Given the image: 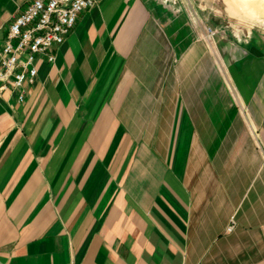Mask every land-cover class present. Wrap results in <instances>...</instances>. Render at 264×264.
<instances>
[{"label": "crops", "instance_id": "0c3cea01", "mask_svg": "<svg viewBox=\"0 0 264 264\" xmlns=\"http://www.w3.org/2000/svg\"><path fill=\"white\" fill-rule=\"evenodd\" d=\"M208 42L239 104L168 0H95L0 88V264H264V51Z\"/></svg>", "mask_w": 264, "mask_h": 264}, {"label": "built area", "instance_id": "2783aa9c", "mask_svg": "<svg viewBox=\"0 0 264 264\" xmlns=\"http://www.w3.org/2000/svg\"><path fill=\"white\" fill-rule=\"evenodd\" d=\"M94 2L30 0L10 21L4 44L0 47V88L10 83L17 93V100L23 101L26 84L32 83L37 73V55L53 62L54 46L63 42L79 13ZM232 226L231 223L227 229L231 230Z\"/></svg>", "mask_w": 264, "mask_h": 264}, {"label": "rangeland", "instance_id": "374dc122", "mask_svg": "<svg viewBox=\"0 0 264 264\" xmlns=\"http://www.w3.org/2000/svg\"><path fill=\"white\" fill-rule=\"evenodd\" d=\"M164 1V0H163ZM171 14L177 15L181 11L188 14L191 30L195 38L204 41L205 49L209 53L206 67L211 68L210 77L200 76L201 83L214 84L216 81L211 73H216L224 88L230 93L232 103L239 104L238 90L236 88V75L231 69L221 63L211 41L213 34H222L227 42L238 51V60L245 59L249 47H257L264 51V28L253 27L254 19L260 11L256 0H168ZM261 58V56H259ZM264 60V59H263ZM261 63V60H258ZM196 67H200L197 65ZM208 68V69H209ZM251 76L255 78L251 71ZM242 104V103H241Z\"/></svg>", "mask_w": 264, "mask_h": 264}, {"label": "clouds", "instance_id": "9594fccd", "mask_svg": "<svg viewBox=\"0 0 264 264\" xmlns=\"http://www.w3.org/2000/svg\"><path fill=\"white\" fill-rule=\"evenodd\" d=\"M256 3L260 9V11H258L256 13V15L253 17L254 19V23H253V27H260V28H264V0H256Z\"/></svg>", "mask_w": 264, "mask_h": 264}]
</instances>
